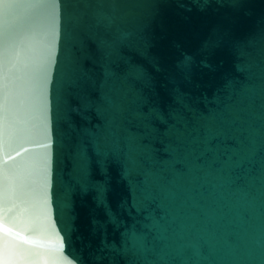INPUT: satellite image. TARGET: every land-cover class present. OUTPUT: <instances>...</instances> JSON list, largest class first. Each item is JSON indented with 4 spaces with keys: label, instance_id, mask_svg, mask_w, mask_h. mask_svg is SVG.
Returning <instances> with one entry per match:
<instances>
[{
    "label": "water",
    "instance_id": "water-1",
    "mask_svg": "<svg viewBox=\"0 0 264 264\" xmlns=\"http://www.w3.org/2000/svg\"><path fill=\"white\" fill-rule=\"evenodd\" d=\"M0 264H264V0H0Z\"/></svg>",
    "mask_w": 264,
    "mask_h": 264
}]
</instances>
